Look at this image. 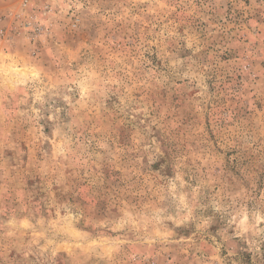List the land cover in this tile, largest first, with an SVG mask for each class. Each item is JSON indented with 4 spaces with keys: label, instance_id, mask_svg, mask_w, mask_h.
Instances as JSON below:
<instances>
[{
    "label": "rangeland",
    "instance_id": "obj_1",
    "mask_svg": "<svg viewBox=\"0 0 264 264\" xmlns=\"http://www.w3.org/2000/svg\"><path fill=\"white\" fill-rule=\"evenodd\" d=\"M0 264H264V0H0Z\"/></svg>",
    "mask_w": 264,
    "mask_h": 264
}]
</instances>
